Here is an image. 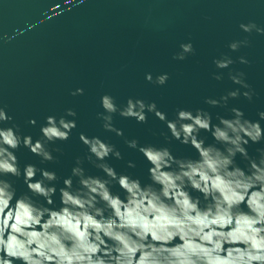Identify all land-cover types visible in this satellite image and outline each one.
<instances>
[{"label":"clouds","instance_id":"clouds-1","mask_svg":"<svg viewBox=\"0 0 264 264\" xmlns=\"http://www.w3.org/2000/svg\"><path fill=\"white\" fill-rule=\"evenodd\" d=\"M239 28L264 35V26L254 21L241 22ZM248 44L245 37L230 41L228 48L235 52ZM190 54L195 48L188 40L172 58L183 61ZM238 60L251 63L243 55ZM233 63L227 54L213 59L217 69ZM144 77L164 86L169 73L153 76L149 71ZM212 77L222 80L223 73ZM228 77L238 87L219 99L206 97V104L227 106L229 99L243 96L251 102L258 96L245 72L230 70ZM84 92L77 87L71 95ZM99 103L102 111L96 115L104 130L123 136L114 114L146 123L151 113L166 125L168 132L161 134L192 146L195 158L174 155L167 144L125 138L145 159L148 182H143L108 162L123 159L114 144L79 132L87 153L76 156L70 174L61 179L56 170L36 163L21 166L16 153L23 147L41 165L56 161L54 151L61 149L49 145L70 138L77 128L75 108H66L59 117L48 115L34 139L22 134L19 125L7 124L13 117L0 107V264H264V147L256 155L247 147L264 142V108L258 109L256 120L236 106L228 116L217 113L215 120L204 108H178L169 119L155 100L130 96L120 105L104 93ZM202 130L213 142L206 143ZM238 154L247 162L244 167L237 163ZM85 160L102 174L89 173ZM126 164L136 167L133 160ZM6 177H22L26 191L18 195L14 181Z\"/></svg>","mask_w":264,"mask_h":264},{"label":"water","instance_id":"water-1","mask_svg":"<svg viewBox=\"0 0 264 264\" xmlns=\"http://www.w3.org/2000/svg\"><path fill=\"white\" fill-rule=\"evenodd\" d=\"M249 21L264 26V0H0V107L13 117L7 124L19 125L22 134L35 139L48 115L59 117L69 107L78 113L70 138L49 145L61 149L54 151L56 161L41 165L37 156L21 147L16 153L21 166L36 163L56 170L61 179L69 175L75 157L87 153L79 132L114 144L123 159L108 162L143 182H148L145 159L125 144V138L167 144L174 155L195 158L192 146L161 134L168 132L166 125L151 113L146 123L114 114L113 123L123 129V136L104 130L96 115L102 111L99 100L104 93L120 105L130 96L155 100L169 119L178 108H204L215 120L217 113L230 115L232 106L240 107L246 118L258 119V109L264 108V35L239 28ZM245 37L247 46L235 52L228 48L230 41ZM188 40L195 54L173 60L179 44ZM223 54L234 63L217 69L213 59ZM241 55L251 63L241 64ZM230 70L245 72L258 96L251 102L243 96L229 99L227 106L206 104V97L219 99L238 87L228 77ZM149 71L153 76L168 72V82L164 86L148 82L144 74ZM213 72H222L223 79L215 80ZM77 87L85 89L83 95H71ZM32 118L35 125L29 123ZM201 135L207 137L206 143L213 142L209 133L202 130ZM247 147L256 155L264 142ZM128 160L135 161L134 169L127 168ZM236 160L241 167L247 163L239 154ZM84 167L102 174L87 160ZM6 178L14 181L18 195L26 191L22 177Z\"/></svg>","mask_w":264,"mask_h":264}]
</instances>
